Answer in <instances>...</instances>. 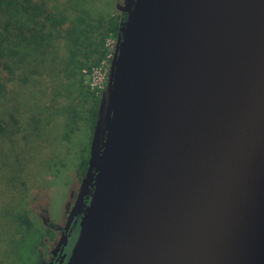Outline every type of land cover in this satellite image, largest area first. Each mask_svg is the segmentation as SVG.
Masks as SVG:
<instances>
[{
	"label": "water",
	"instance_id": "1",
	"mask_svg": "<svg viewBox=\"0 0 264 264\" xmlns=\"http://www.w3.org/2000/svg\"><path fill=\"white\" fill-rule=\"evenodd\" d=\"M110 91L66 264H264V0H135Z\"/></svg>",
	"mask_w": 264,
	"mask_h": 264
},
{
	"label": "rangeland",
	"instance_id": "2",
	"mask_svg": "<svg viewBox=\"0 0 264 264\" xmlns=\"http://www.w3.org/2000/svg\"><path fill=\"white\" fill-rule=\"evenodd\" d=\"M134 1L89 0L85 5L111 18L129 14ZM72 2L0 0V264H56L59 256L68 255L77 238L71 233L67 240L69 229L84 210L86 186L95 179L90 167L81 175L80 163L84 147L90 162H99L110 104L89 144L88 122L69 119V98L89 86L106 88L109 100L119 39L107 37L104 59L80 76L79 69L68 64L71 20L51 39L38 35V30L52 29L54 4ZM28 17L38 23L34 41L23 39L31 36ZM108 40L114 48L110 59ZM107 98L101 100L102 111ZM24 214L31 225L22 222Z\"/></svg>",
	"mask_w": 264,
	"mask_h": 264
},
{
	"label": "trees",
	"instance_id": "3",
	"mask_svg": "<svg viewBox=\"0 0 264 264\" xmlns=\"http://www.w3.org/2000/svg\"><path fill=\"white\" fill-rule=\"evenodd\" d=\"M87 1L89 0H73L69 6L63 7L54 4V9L50 12V14L53 15L50 19L52 29H49V31L38 30V35L41 36L40 39H51L53 35L60 34L61 31L64 32L65 21L67 19L71 20L73 30L68 34V37L71 39L70 46H72V49L70 50L71 57L68 64L71 67L73 66L74 69H79V75L83 74V71L91 70L92 67L98 65L101 60L104 59L107 54L105 49V41L107 37L114 36L119 39L122 36L124 22L128 18L127 13L122 17L114 15L111 18H107L103 13L90 10V8L85 5ZM31 17H28L27 19L32 22ZM47 19L49 20V18ZM25 23L26 22H24V24ZM37 24L38 23L33 19L32 24L26 26L28 27L31 36H24V40L29 39V41H34L37 38L35 33L38 29ZM56 38H58V36ZM86 88L87 89L84 88V90L75 93L77 98H69L70 102L68 108L71 110L69 119L72 123H76L77 119L81 120L82 118L88 122V127L91 132H89V144H91L98 121H100L101 118H104V116L105 118L107 117V107L110 98L108 100L105 96L106 88L95 90H91L89 86ZM102 98H107L105 100L104 112L100 109V107L102 108L103 103ZM72 100L75 102L74 104L71 102ZM70 104H72V106H70ZM3 128V123L0 122V131H3ZM84 148H86L84 150L86 153L80 163L81 175H84L86 170L90 167L93 174L96 176L98 173L97 167L99 162H90V156L87 155L89 149L88 147ZM82 215L83 213L80 212L72 221L67 240L71 233L78 235ZM21 219L26 226L31 225L27 215H22Z\"/></svg>",
	"mask_w": 264,
	"mask_h": 264
},
{
	"label": "flooded vegetation",
	"instance_id": "4",
	"mask_svg": "<svg viewBox=\"0 0 264 264\" xmlns=\"http://www.w3.org/2000/svg\"><path fill=\"white\" fill-rule=\"evenodd\" d=\"M95 177H96V176H95ZM95 177H94V178H95ZM93 183H94V180H93L92 184H93ZM91 189H92L91 185H87L86 188H85V193H88V194H89V191H90ZM88 197H89V195L86 196V202H85V205H86V203H87ZM85 205H83L84 208H85ZM81 212L83 213V210H82ZM71 249H72V248H71ZM69 254H70V253H69ZM69 254H68L67 257L65 258V260H64V264H66V262H67V260H68V258H69ZM60 255H61V254H60ZM60 257H61V256H59L58 260L56 261V264H57V262L59 261Z\"/></svg>",
	"mask_w": 264,
	"mask_h": 264
},
{
	"label": "built area",
	"instance_id": "5",
	"mask_svg": "<svg viewBox=\"0 0 264 264\" xmlns=\"http://www.w3.org/2000/svg\"><path fill=\"white\" fill-rule=\"evenodd\" d=\"M109 39H111V38H109ZM109 45H110V42L108 40V42H107V47H108V55H107V58L108 59H110V58H112L114 56V48L113 47H109ZM104 61H107V60L105 59Z\"/></svg>",
	"mask_w": 264,
	"mask_h": 264
}]
</instances>
